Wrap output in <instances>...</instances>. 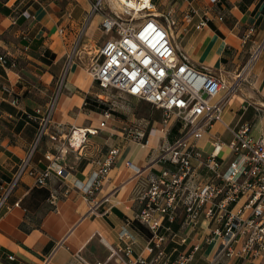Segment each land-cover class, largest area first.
<instances>
[{"label":"crops","instance_id":"crops-1","mask_svg":"<svg viewBox=\"0 0 264 264\" xmlns=\"http://www.w3.org/2000/svg\"><path fill=\"white\" fill-rule=\"evenodd\" d=\"M92 1L0 2V86L10 90L0 92V181L9 179L35 138L37 124L26 115L47 105L55 84L62 81L63 75V88L51 117L61 132H67L71 126L97 128L102 121L100 106L110 107L113 116L106 128L89 137L80 150L66 154L60 164L70 173V180L85 182L94 169L95 159L110 148L119 149L115 165L94 200L99 202L107 197L108 202L92 211L72 186L65 193V184L55 179L41 188L32 178L23 177L8 200L9 210L3 211L0 217V264L106 263L109 247L117 249L121 245L118 233L123 228L136 238L133 256H150L146 249L150 233L136 219L140 211L137 197L146 189L148 175L164 168L155 159L160 147L178 136L181 124L174 119L162 124L161 110L128 95L113 91L106 104L101 101L105 95L87 70L109 36L100 29V15L86 21ZM189 2L198 13L186 21L184 14ZM169 3H172L168 9L173 10L178 33H190L185 45L180 46L171 30L172 40L198 67L235 77L252 50V42L241 44L244 32L254 27L256 43L264 40V0H217L216 3L169 0ZM22 12L32 18L25 19ZM204 13L209 17L207 26L197 30L199 16ZM79 37L80 47L67 67L68 57ZM240 82L238 92L222 112V121L235 130L248 124L251 136L258 139L264 134V51ZM91 100L97 105L89 103ZM130 126H137L143 132L145 129L147 133L152 131L147 147L125 138L124 131ZM211 133L223 142L231 139L219 123L213 126ZM205 141L201 145L206 147ZM53 147L49 138L44 137L32 165L42 168L44 153L53 151ZM127 162L140 172L136 174L128 168ZM33 190H44L48 196L55 193L58 200L53 206L48 198H35ZM16 202H19L18 207L14 206ZM177 227L178 223L174 229ZM175 249L172 243L165 247L166 256L171 260L178 253ZM8 256H13L14 260H8ZM108 264L123 263L111 260Z\"/></svg>","mask_w":264,"mask_h":264},{"label":"built area","instance_id":"built-area-1","mask_svg":"<svg viewBox=\"0 0 264 264\" xmlns=\"http://www.w3.org/2000/svg\"><path fill=\"white\" fill-rule=\"evenodd\" d=\"M135 1L141 5L140 10L120 0V13L107 12L105 0L92 1L86 21L100 15V29L109 39L93 56L87 73L105 95L103 103L108 102L113 91L134 97L161 110L162 124L171 119L179 122L181 131L172 142L160 147L155 162L164 168L148 175L146 189L137 197L140 211L136 219L150 233L146 247L149 258L133 256L136 238L123 228L118 233L120 247H109L107 262L97 264L111 260L123 264H191L198 253L205 264H264V134L254 139L248 124L235 130L222 121V112L238 92L243 74L251 70L264 51V40L256 43L254 27L244 32L241 44L252 42V50L230 83L224 72L196 66L174 44L171 30L176 20L172 9L159 14L166 21L163 24L153 13L152 0ZM187 6L184 19L190 21L198 12L190 2ZM141 12L145 15L137 22L134 14ZM22 16L32 18L26 12ZM208 21L207 13L200 15L195 28L207 26ZM80 40L81 37L68 57L70 61ZM0 92L10 90L0 86ZM59 94L54 92L44 108L26 115L37 124L36 135L13 174L0 181V217L9 210L8 200L25 176L41 188L53 179L65 184V193L72 186L89 204L90 211L108 202L107 197L99 202L94 200L115 165L118 148H110L93 161L94 169L85 182L70 180V173L60 163L69 151L80 150L89 137L106 128L113 117L112 110L107 107L102 111L97 128L71 126L67 132H61L51 118ZM217 123L231 135L228 142L211 133ZM151 132L130 126L124 136L145 148ZM46 136L54 145L53 151L44 153L43 167L37 168L32 160ZM204 140L208 148L201 145ZM126 166L136 174L140 172L131 162ZM57 200V194L49 193L47 201L51 205ZM14 206L18 207L19 202ZM170 243L178 252L173 260L165 253ZM8 260L13 261L14 257L8 256Z\"/></svg>","mask_w":264,"mask_h":264},{"label":"rangeland","instance_id":"rangeland-1","mask_svg":"<svg viewBox=\"0 0 264 264\" xmlns=\"http://www.w3.org/2000/svg\"><path fill=\"white\" fill-rule=\"evenodd\" d=\"M5 0H0V2H4ZM152 2H153V4H154V6H155V10H154V14H158L157 16H156V18L158 19V21L159 22H162L163 24L164 23H166V21H165V19H163V18H161V15H159V14H166L167 13V11L168 10H170V9H168V8H170V5L172 4H170L169 3V0H152ZM1 4L2 3H0V10H1ZM117 4H118V1L117 0H105V2H104V8H105V10L107 11V12H111V10L113 11V12H117V13H120V8L119 9H117ZM116 5V6H115ZM119 6H120V3L118 4ZM132 14H133V11H132ZM145 15V12H141V13H138L137 15H135L134 14V16H135V18H136V21L137 22H139L140 20H141V18H142V16H144ZM141 17V18H140ZM176 25H177V22H176ZM172 31H173V33L175 34V38H176V41H177V43L180 45V46H183V45H185V43H186V40L188 39V37L190 36V33H186V34H179L178 33V31H177V28H176V26H175V28L173 27L172 28ZM111 35H113V33L111 34ZM72 61H70L69 59H68V62H67V66H69V64L71 63ZM67 68V67H66ZM66 72H67V69H65V72H64V74H66ZM63 77H64V75H63ZM227 80L230 82V83H232L233 82V79H234V76L233 77H231V76H228L227 75ZM241 83V82H240ZM94 87H96L95 86V84H94ZM62 88H63V82L61 81V82H58V83H56L55 84V90H54V92H56V91H59V92H61L62 91ZM155 119H157V118H155ZM225 139H227V135L225 134ZM209 253V251L207 252V254ZM199 256H200V253H198L197 254V256H196V258H195V260H194V262L192 263V264H205V261H203V260H201V259H199Z\"/></svg>","mask_w":264,"mask_h":264},{"label":"trees","instance_id":"trees-1","mask_svg":"<svg viewBox=\"0 0 264 264\" xmlns=\"http://www.w3.org/2000/svg\"><path fill=\"white\" fill-rule=\"evenodd\" d=\"M3 12H7V9H3ZM23 13V12H22ZM46 54H48L47 52H45ZM89 103L93 104V105H97L96 102L94 101H89ZM100 108H102L103 110H105L106 108H104L103 106H100ZM33 196L35 198L37 197H40L41 199H47L48 198V195H47V192L44 191V190H33Z\"/></svg>","mask_w":264,"mask_h":264},{"label":"bare ground","instance_id":"bare-ground-1","mask_svg":"<svg viewBox=\"0 0 264 264\" xmlns=\"http://www.w3.org/2000/svg\"><path fill=\"white\" fill-rule=\"evenodd\" d=\"M118 1V0H117ZM120 1V0H119ZM118 1V3H119ZM124 3L128 4L131 8H136L137 10H140L139 7H141V5H138L137 2L135 0H122ZM116 6V5H115ZM121 10V6H119L117 4V9ZM157 16V15H156Z\"/></svg>","mask_w":264,"mask_h":264}]
</instances>
